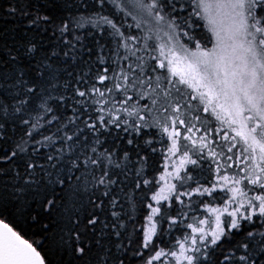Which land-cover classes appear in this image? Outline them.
Returning a JSON list of instances; mask_svg holds the SVG:
<instances>
[{"label":"snow or ice","instance_id":"6c2138e0","mask_svg":"<svg viewBox=\"0 0 264 264\" xmlns=\"http://www.w3.org/2000/svg\"><path fill=\"white\" fill-rule=\"evenodd\" d=\"M111 3L143 35L105 15L106 0H15L4 9L19 23L13 39L0 29V217L11 208L47 236L58 213L50 239L68 257L60 264H128L129 250L143 264H264V0H132L135 15L128 0ZM89 7L99 10H80ZM193 17L205 21L211 47L182 42L195 39ZM86 25L113 47L86 49ZM197 123L204 132L195 138ZM224 126L228 143L209 139ZM149 129L170 141H159L165 161L183 149L155 181L144 178L158 151ZM205 150L216 164L210 186L186 167H201ZM146 188L148 202L137 196ZM137 203L147 210L140 224ZM178 225L191 231L159 246ZM34 243L0 218V264H50Z\"/></svg>","mask_w":264,"mask_h":264},{"label":"trees","instance_id":"16d2710c","mask_svg":"<svg viewBox=\"0 0 264 264\" xmlns=\"http://www.w3.org/2000/svg\"><path fill=\"white\" fill-rule=\"evenodd\" d=\"M15 2V0H0V29H5L7 30L8 33V39H13L15 34L13 32V29L16 28L17 24L19 21L12 17L9 16L4 9L9 6L10 3ZM77 3H84V0H76ZM94 3V0H87L88 5H92ZM81 11H86V12H92V11H97L99 10L98 7L96 8H82L80 9ZM105 15H113V18L116 20H119L121 23L124 22L125 17L122 15L121 12L117 11L114 5L111 3L110 0H106L105 7L103 9ZM7 17V18H5ZM193 20L196 21V23L199 25L198 27L194 26L192 30L190 31V36H193L196 40H198L201 44L207 45L209 42V35L207 30L204 28L202 21L198 17H193ZM127 25H131L130 22L126 19ZM23 26V25H22ZM122 30L124 31H130L131 34L136 35L135 29L132 27L131 29H128L127 26L123 28ZM80 32L85 35V39L83 40V43L85 45V48H91L93 50V53H95L96 49L99 47V45L103 44L107 48L113 47L111 43V37L108 35H103L101 36L98 32H95L91 30L89 25H86L84 29H81ZM91 32V34H88ZM183 37V36H182ZM183 40H189L188 37H183ZM98 42V43H97ZM87 55H85V59H87ZM92 59H95V56L93 55ZM147 99L140 101V103H147ZM54 131V129H52ZM147 132H151L152 137L155 138L157 142L153 144L154 147L158 149L157 152L152 153L149 152V159L147 161V167L144 169V178L150 179V180H158L159 176L162 172H164V165L165 163H169L170 160L165 161L164 157L167 155V152L165 151L167 144L161 143L159 141L164 140L167 141V137H161L158 134L157 129H149L146 130ZM47 134V133H45ZM212 141H215L211 137ZM216 142V141H215ZM168 144H170V141H167ZM183 140H181V144H184ZM216 144H219L216 142ZM189 147L191 145L189 144ZM217 152L220 151V148H216ZM183 149L181 152H178L177 154H182ZM206 159L204 161H201V167L196 168L195 166L188 165L186 166L189 169H192V175L195 177L196 180H198L201 184H204V186H210V184L215 180V162L213 161V158L207 157V153H204ZM193 159H196L197 157L193 155ZM217 160L221 165H224L226 162L223 157H218ZM234 171V170H233ZM224 168L222 167L221 174L223 175L224 173ZM193 187L195 186L194 184L192 185ZM158 190V186L155 188H152V191ZM146 195L141 196V194L138 192L137 196L139 199L145 200L148 202V199L151 196V191H149L147 188L145 189ZM67 200H68V205L70 206L72 203V192L69 191L65 194H63ZM217 198L215 199V204H220L221 200L219 199L220 196H224V193L220 191L219 189L217 192L214 194ZM186 204L188 203V198L185 197ZM226 199V197H225ZM199 200H203L205 202L212 203L213 198L211 197H197L195 194L192 197V201L196 202ZM147 214V210L143 208V206L139 203H137L136 210L133 212V216L135 217V223L140 224L143 223V216ZM173 215H175V212H172ZM204 214V209L200 207L199 209L195 210V215L196 218H202ZM5 219L6 223L11 224L16 228L17 231H20L22 235L26 239H29L31 241H35L34 246L37 247V250L41 252L42 255H45L50 262V264H60L61 260H67L68 257L62 252H57L55 250V247L51 241V237L53 236L54 233H58L59 228L58 225L60 224V220L58 218V213H53L52 215V223L49 226V231L47 236H42L40 234V230L35 227H30L32 224L31 220H25L23 217H20L18 214L14 212L10 208L8 212L3 213V217H0ZM47 222V221H46ZM185 223H193V219L191 218H185ZM133 222H129V229L132 228ZM168 225L165 223L163 225V228L167 229ZM185 231H191L190 229H185L184 227L178 225L176 227H173L170 232L167 234L163 235L159 240H157V244L161 247H164L166 250L171 247V245L175 242L176 239L181 238L184 234ZM138 235V233H136ZM153 253L149 251H144L143 256L147 258L149 255ZM165 258H162V260ZM127 261L128 264H143V260L141 259L140 256H135L132 250H129L127 253ZM155 264H161V261L155 262Z\"/></svg>","mask_w":264,"mask_h":264},{"label":"rangeland","instance_id":"374dc122","mask_svg":"<svg viewBox=\"0 0 264 264\" xmlns=\"http://www.w3.org/2000/svg\"><path fill=\"white\" fill-rule=\"evenodd\" d=\"M110 1H111V0H110ZM128 3H129V10L132 11L133 15H135L136 13H135V9L132 7V0H128ZM121 13H122V15L125 17L124 13H123V12H121ZM125 19H127V20L130 22V24L133 25V28H134L135 21L133 20V16H132V15H128V16L125 17ZM200 20H201V19H200ZM201 21H202V23H203L204 28H205V29L207 30V32H208V35H209V41H211V39H212V35H211V33L208 31V28H207V26H206L205 21H204V20H201ZM134 29H135V28H134ZM135 32H136V35H137V34L143 35L142 32H138V30H136V29H135ZM181 40H182V42L185 43V44H186L191 50L195 51V43H196L198 40H196V39H194L193 41L183 40V37H182V36H181ZM198 42H199V41H198ZM149 43H152V41H149ZM201 45H203V44H201ZM203 46H205V47H211L212 45H211V42H208L207 45H203ZM153 55H155V53H153ZM146 99H147V98H146ZM196 103H197L196 101H193V104H196ZM182 111H183V109H182ZM193 114H195V113H193ZM185 115H187V114L185 113ZM199 115L201 116V118H202L203 120H205V123L208 124V127H211V128H213V129H215V128H217V127H220L219 122H217V121L215 120L214 117H211L209 113H203V112L201 111V112L199 113ZM209 121H210V123H208ZM179 127H180V130H181V133L183 134V131H184V130H183V126H179ZM197 127H200V128H201V131H200V132H196V133L194 134L195 138H198V137H199L200 135H202L203 132H204V129H203V127H201L200 123H197ZM225 130H227V127H226V126H224V127L221 128L220 133H216L215 131H213L212 134L210 135L209 139L211 140V137H212V138L215 139V141L218 142L219 144L228 143V142H225V141L222 140V133H223V131H225ZM230 135H234V134L230 132ZM181 140H183V139H181ZM233 151H234V153L236 152L235 149H234ZM205 153H207V150H205ZM180 155H181V154H176L175 156L172 157V159H171L170 162L168 163V171H172V164H173V162H175L176 164H179V157H180ZM240 166L242 167L243 164H241ZM233 170H234V171H233ZM238 170H239L238 167L234 164V165H233V168L228 169L227 172H228V174H231V173H233V172H238ZM223 174H225V172H224Z\"/></svg>","mask_w":264,"mask_h":264}]
</instances>
